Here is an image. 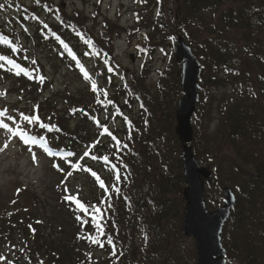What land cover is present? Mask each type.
Wrapping results in <instances>:
<instances>
[{"label": "trees", "instance_id": "16d2710c", "mask_svg": "<svg viewBox=\"0 0 264 264\" xmlns=\"http://www.w3.org/2000/svg\"><path fill=\"white\" fill-rule=\"evenodd\" d=\"M18 1L0 0V12L16 8V20L27 17L33 36L25 37L36 48H46L48 56L39 59L29 54L16 26L0 28V57H4L0 59V85H11L28 101L46 97L52 85L47 65L83 77V59H111L114 34L130 35L132 30L111 25L104 18L105 28L96 38L95 26H88L78 10L67 16L61 9L55 11L53 0H31V9ZM137 1L158 12L157 22L148 19L145 24L150 34L167 38L185 34L196 41L192 50L201 57V89L230 88V96L219 105V140L207 129L196 128L192 147L195 156L214 168L205 200L211 201L212 189L216 190L215 203L222 200L218 185L222 174V184L236 197L221 234L226 263L264 264V0ZM37 12L47 14L50 22L43 23ZM145 49L151 55L150 47ZM104 60H96L95 65L105 67L103 81L110 91L82 80L91 98L71 101L72 96L59 92L54 97L63 99L66 108L58 115L53 108L44 109L41 101L39 115L30 102L19 101L16 128L55 153L52 158L65 165L64 173L85 174L92 185L90 195L79 201L87 211L77 202L59 198L48 212L49 204L34 202L29 191L22 190L9 215L0 214V248L12 250L10 264L168 262L165 245L172 228L179 230L184 206L181 143L174 133L173 110L181 95L180 64L175 62V68L161 72L152 91L144 85L148 74L144 69L130 79L113 82V68ZM134 108L137 112L129 115ZM21 114L38 119L26 122ZM203 114L209 112L200 114L195 109L193 118L196 115L202 123ZM115 122L121 125L109 129ZM67 162L76 164V170L71 171ZM92 206L99 211L93 213ZM52 220L60 226L54 227ZM15 236L23 240V251L18 250Z\"/></svg>", "mask_w": 264, "mask_h": 264}, {"label": "rangeland", "instance_id": "374dc122", "mask_svg": "<svg viewBox=\"0 0 264 264\" xmlns=\"http://www.w3.org/2000/svg\"><path fill=\"white\" fill-rule=\"evenodd\" d=\"M19 2L28 9L33 7L31 0H19L18 3ZM53 2L56 5V7H53L56 12H60L58 9H61V11L68 16L72 15L74 10H78L81 14H84L87 25L90 27L93 25L95 26V37L101 35L97 34V32L105 28L104 25H102L104 18L108 20L111 25L132 29L129 31L130 35L121 31L117 32L118 34H114V37H112L113 49L112 57L109 59L110 61L107 59L104 60L101 57L91 59V61L82 58L81 69L85 74L83 77L79 76L78 72L74 74L64 71L63 69L57 70L51 68L49 65L46 66V72L50 76L49 79L52 85L45 91L44 94L46 97L42 95L39 101H41V103L43 102L44 109H55L57 115L66 108L63 99L54 97V95L59 94V92L63 95L72 96L71 101L79 100L82 96L87 97V100L91 98V94L89 93V95L87 92L89 89L87 90L82 80L83 82L88 81L92 84L101 85L109 91L111 90L109 85L104 84L103 81L105 78V67H97V65H95L96 60L98 62L104 60L103 63L105 65L107 62L111 65L115 74L113 82H116L117 78L119 80L130 79L133 73L138 75L140 74V70L144 69L148 73L146 75L147 77L145 76L144 85L149 90L155 91L158 86V78L161 72L164 73L167 67L173 68L174 64H176L174 57L176 36H182L186 44L191 48L192 46L196 48L194 46L196 41L185 34L176 33L173 37L168 38L165 34H158L156 37L154 34H150L151 32L146 28L145 24L148 19L157 22L158 12L156 13V9L151 6H141V3L137 0H53ZM60 5L64 7H60ZM17 11L16 8L1 11L0 28L10 27L12 25L16 26V29H19L18 36L21 42L28 47L29 54L36 55L39 59H46L48 50L42 47L36 48L30 41V38L28 40V37H25V35L30 37L33 36L31 26L26 23L28 20L27 17L21 18L20 21L16 20L19 15V13H16ZM35 14L43 23L50 22V20H46L47 14L44 15L38 12ZM148 46L150 47L151 55L145 52V48ZM131 57L133 60H131ZM197 57L199 60L201 59L200 56ZM48 58L52 60L51 56ZM171 59H174V61ZM46 62L48 61L46 60ZM201 93L203 102L197 103L196 111L199 110L200 114L204 111L206 113L209 112V114H203V118L200 117L204 120L202 123L198 122L199 119L196 118V115V119L192 118L193 136L196 132V128L198 131L207 129L209 133L214 134L219 140L220 118L222 114L219 105L221 99H227L230 96V88L224 87V85L204 87L203 89L199 87V94ZM51 95L53 99H50L48 103L44 102V98H50ZM179 98H181V95L178 96L177 101ZM28 99L29 98L22 97L17 91L15 92L12 90L11 85H0V112H6V115L0 117V120L8 124L9 128L12 129L10 132L4 128H0V214H8L11 211V205L18 201V198L20 200L23 194L22 190L25 191V189L29 191V196L34 199V202L40 203V205L49 204L50 207H47L48 212H51L52 207L56 204L55 201L59 198H68L74 202H79L90 195L89 192L92 184L88 182V178H86L85 174H75L72 172V174L68 172L64 173L65 165L62 162L60 163L57 160H53L52 156L55 153L46 150L47 153L45 154L39 140L29 139V135L25 132L27 137L13 135V132L20 131L19 128H16L15 120H17V118L14 117L15 114H18L15 111H19L20 109L19 101L22 100V104H25ZM39 101H31V99L28 101L31 106L35 107L38 115L41 114L39 111L41 105ZM177 101L173 106L174 114ZM136 112L137 109L134 108L131 113L129 112V115ZM9 117H11V119H9ZM101 119L104 118L101 117ZM175 124L174 121V126ZM115 125L119 126L121 123L115 122L112 125L109 124L108 128L112 129ZM89 129L93 130L91 128ZM25 139L27 142H25ZM5 145L7 147H5ZM222 150L224 151L225 148ZM227 154L231 155V152ZM82 155L85 156V151H82L81 156ZM34 156L35 160L33 159ZM196 158L208 171L214 172V168L210 169L208 163L203 162L202 159L197 156ZM67 164L70 166L71 171L76 170L75 168L77 167H74L76 164L71 165L72 162H67ZM224 177V174L219 175L218 185L220 189L225 187L222 184ZM215 192L216 190L212 189L210 195L212 198L211 201L206 199V206L209 211H213L223 202L222 198L219 204L215 203V199L213 198L216 197ZM182 202L184 205L183 198ZM40 211L43 212V209ZM54 211L53 209V212ZM52 221L54 222V227L60 226L57 221ZM54 229L58 232L57 228ZM20 239L21 237L15 236V243L19 246L18 250L23 251L24 242ZM165 247L169 255L168 262L165 264H196L195 242L192 238L185 237L181 234V224L178 231L172 228V232L168 238V245H165ZM11 253V249L8 250L5 249V247L2 249L0 248V264H10L9 258ZM101 256L102 251L97 252L96 257L101 258Z\"/></svg>", "mask_w": 264, "mask_h": 264}, {"label": "water", "instance_id": "95a60500", "mask_svg": "<svg viewBox=\"0 0 264 264\" xmlns=\"http://www.w3.org/2000/svg\"><path fill=\"white\" fill-rule=\"evenodd\" d=\"M174 56L181 70V98L175 108L174 126V133L181 143L180 157L185 185L182 190L184 208L181 234L194 240L196 264H226V250L222 245L221 234L236 205V197L231 188L225 186L221 189L223 203L213 211H209L206 206L205 188L212 182V172L199 163L191 144V120L199 101L200 62L191 47L179 35L176 37Z\"/></svg>", "mask_w": 264, "mask_h": 264}, {"label": "snow or ice", "instance_id": "6c2138e0", "mask_svg": "<svg viewBox=\"0 0 264 264\" xmlns=\"http://www.w3.org/2000/svg\"><path fill=\"white\" fill-rule=\"evenodd\" d=\"M0 7H3V5H0ZM0 59H4V57H0ZM9 62L11 63V61H9ZM5 115H6V112H0V117L5 116ZM21 115H22L23 119L26 122H33V121L38 119L36 116L29 117V116H26V115H23V114H21ZM9 119H11V117H9ZM0 128H4V129H6V130H8L10 132L12 131V129L9 128L8 124L4 123L2 120H0ZM13 135L25 136V133L22 130H20V131H17V132H13ZM25 142H27L26 139H25ZM5 147H7V146L5 145ZM33 159L35 160V156L33 157ZM101 187H103V184H101ZM77 203H78V206L82 210L87 211V209L85 208V206L83 204H80L78 201H77ZM98 211H99L98 208H96L95 206H92V212L93 213H96ZM97 227H99V226L97 225ZM101 234H103L102 230H101ZM93 242L95 243L97 241H93Z\"/></svg>", "mask_w": 264, "mask_h": 264}]
</instances>
